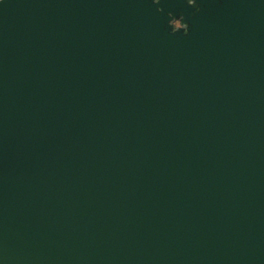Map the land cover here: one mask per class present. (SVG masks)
<instances>
[{"label":"water","instance_id":"95a60500","mask_svg":"<svg viewBox=\"0 0 264 264\" xmlns=\"http://www.w3.org/2000/svg\"><path fill=\"white\" fill-rule=\"evenodd\" d=\"M0 264H264V0H3Z\"/></svg>","mask_w":264,"mask_h":264},{"label":"snow or ice","instance_id":"6c2138e0","mask_svg":"<svg viewBox=\"0 0 264 264\" xmlns=\"http://www.w3.org/2000/svg\"><path fill=\"white\" fill-rule=\"evenodd\" d=\"M3 3V0H0V4H2Z\"/></svg>","mask_w":264,"mask_h":264}]
</instances>
